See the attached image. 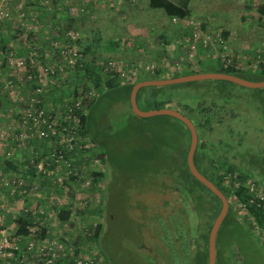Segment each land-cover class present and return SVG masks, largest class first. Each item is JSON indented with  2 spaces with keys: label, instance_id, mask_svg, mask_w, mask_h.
I'll return each mask as SVG.
<instances>
[{
  "label": "flooded vegetation",
  "instance_id": "1",
  "mask_svg": "<svg viewBox=\"0 0 264 264\" xmlns=\"http://www.w3.org/2000/svg\"><path fill=\"white\" fill-rule=\"evenodd\" d=\"M161 65L85 107L100 259L264 264L262 230L232 194L236 182L264 188V68L236 56Z\"/></svg>",
  "mask_w": 264,
  "mask_h": 264
},
{
  "label": "rangeland",
  "instance_id": "2",
  "mask_svg": "<svg viewBox=\"0 0 264 264\" xmlns=\"http://www.w3.org/2000/svg\"><path fill=\"white\" fill-rule=\"evenodd\" d=\"M31 1H37L46 11L60 9L70 18L82 20L79 21V31L71 34L73 43H66L61 35L56 34L59 26L52 29L53 23L41 16L40 8L28 5L29 0L24 2V6H28L26 9L30 10L28 16L21 13L17 0L12 4L0 0V13H10L8 18L0 19V94L8 91L12 94L10 100H14L12 104L6 102L3 107L0 104V232L3 230L13 236L16 216H32L36 224L47 227L46 238H54L56 242L58 252L53 264L71 260L103 264L92 235L93 224L98 219L96 190L99 186L92 176L93 165H97L92 150L84 147L86 142L82 144L84 139L81 137L76 138L77 144L71 143L70 135L58 136L61 140L52 142L40 141L34 128L29 135L20 128V120H27L30 113H37V101H40L47 119L56 115L53 121L57 124L67 122L72 126L74 114H71V107L75 105L69 100L74 97L72 91L83 77H74L71 69L92 62L93 55L97 58L93 63L96 67L106 59L115 61L117 78L122 73L125 77L127 74L133 78L144 76L134 70L135 65H149L150 70L144 69V72L151 75L152 69L156 71L160 64L171 70L172 63L179 60L216 56L241 57L262 67L264 55L258 56L259 51L264 53V26H260V22L264 24V15L260 13L264 0H192L191 14L185 19L170 18L163 9H152L149 0ZM170 1L177 5L179 0ZM223 31L230 33L223 40V48L217 47L211 52L191 48L193 44H196L195 48L201 46L208 39L213 44L219 43L218 33ZM30 33L36 35L35 44L28 42ZM82 40L92 45V53L86 57L88 61L77 54L79 45L76 44ZM3 45H6L5 50ZM8 51H14L23 64L8 61L5 54ZM79 51L82 53L80 48ZM81 59L83 62H79ZM37 88L38 94H35ZM90 88L86 92L80 87V96L96 92V87L90 85ZM80 96L77 101L82 100ZM84 113L85 107H82L81 115ZM62 145L70 150L74 148L76 157L73 151L68 152V161L60 163L49 179L38 173V167L49 161L50 151L63 149ZM7 161L15 164L14 171L5 165ZM78 173L79 179L75 182L72 175ZM9 178L17 181L18 191H25L24 197H14L5 187L4 181ZM26 208L28 212L24 211ZM63 208L71 209L72 215L68 221L60 222L58 211ZM241 209L245 211L243 207ZM36 229V226L31 228ZM120 234L117 229L116 236ZM260 234L264 239V231Z\"/></svg>",
  "mask_w": 264,
  "mask_h": 264
},
{
  "label": "built area",
  "instance_id": "3",
  "mask_svg": "<svg viewBox=\"0 0 264 264\" xmlns=\"http://www.w3.org/2000/svg\"><path fill=\"white\" fill-rule=\"evenodd\" d=\"M8 1L11 2L12 4L14 0H8ZM9 16L10 13L7 11H3L2 13H0V19L8 18ZM218 38L220 41L217 44L211 43L208 39V41L203 42L201 46L195 48L194 46H196V44H193L191 48H193V50H196L198 48L200 50L201 48L206 52H210L207 49L216 50L217 47L223 48V46L225 45V42L223 40L225 39L223 38L222 40L221 32L218 33ZM259 53L260 55L258 57L261 58L264 54L262 51H259ZM5 54L7 60L10 61L11 63H14V61H16L18 64L19 63L23 64L22 59H18L14 51L11 52L8 51V53ZM108 68L117 73V65L115 61H110ZM143 68H144L143 65L134 66V70L137 71L138 73H144ZM146 70H150L149 65H146ZM126 78L127 75L125 77V74L122 73L120 79L124 80ZM38 90H39L38 88L35 90V94L36 93L38 94ZM81 103H82L81 101H77L75 107H71V114L72 113L74 114L73 116L74 121L71 126L67 122L57 124L55 121H53L56 115H50L47 119L45 117V112L42 111V109L40 108V101H37V105H38V110L36 111L37 113L35 112L32 114L30 113L27 117V120L25 119L22 121L20 120L19 124L22 126L20 128L23 131H25L27 135L32 134L31 130L32 128H34L35 131L38 133L37 138H39L40 141L44 140V141L52 142L56 139L61 140V137L58 136H62V138H64L65 136L70 135L71 136L70 142L71 143L74 142L75 144L76 138L77 137L80 138L79 132H80L81 120H82V116L84 115V114L81 115V113L79 115L76 112L77 108L80 107L82 108ZM29 125H32V127ZM73 126L74 128H72ZM22 135H26V134H22ZM16 139L19 140V137L17 135H16ZM72 151L74 152V148L73 150H70L65 146L63 147V149L51 150L49 155L47 156V159L49 161H47L45 165L43 164L38 167L39 169L38 173L43 174L44 177L49 179L50 176L55 173V169L60 163L62 164L63 161H68L66 152H72ZM9 179H6L4 181L5 187L11 191L12 195L18 194L21 197L22 196L24 197L25 191H21V190L18 191L19 185H17L16 183L17 181L16 180L11 181V179L10 180ZM1 184L3 183L1 182ZM242 188H244L246 191L247 202L240 201L237 195V190ZM232 194L234 195V198L237 199V201H239L240 204L243 205L240 206L243 207V209H247V205H255L259 209H264V188L260 185H257L253 181L236 182ZM24 211L28 212V209L26 208L24 209ZM0 222H2L1 215H0ZM30 231L32 232V236L34 233H36V231L34 230L30 229ZM263 231L264 230H262L261 232L263 233ZM0 233H1L0 234V264H53L55 258L57 257L58 249L55 247L56 242L54 238L47 237L45 239H40V240H37L34 237L23 238L18 236L17 238H13V236L5 234L3 230ZM23 241H25L24 242L25 245H23ZM64 257L66 258L67 255L65 254ZM64 264H90V262L83 260H76L73 262L65 261Z\"/></svg>",
  "mask_w": 264,
  "mask_h": 264
},
{
  "label": "trees",
  "instance_id": "4",
  "mask_svg": "<svg viewBox=\"0 0 264 264\" xmlns=\"http://www.w3.org/2000/svg\"><path fill=\"white\" fill-rule=\"evenodd\" d=\"M17 1L20 4V5L19 4L18 5L22 9L21 13L24 16H28V14L30 13V10L26 9L28 7L27 4L31 5L32 8H36V7L40 8L41 9V16L43 18L48 19V21L50 23H53L52 29H55V26H59L58 27L59 29H57L58 32H56V31H54V32H56V34L61 35L64 38L63 40L66 43H73V38L71 37V34L73 32H76V30L79 31V29H80L79 28V21L82 20V18H70L66 12L63 13L60 11V9H55V10L50 9L49 11H46L43 9V7H41L38 4L37 1H36V3H34L33 1L29 0V3H27L26 6H24L25 0H17ZM191 1L192 0H179L178 4L175 5L170 0H149V5L152 9H163L170 18L185 19V18L189 17V15L191 14V12H190ZM23 8L25 10H23ZM65 10L69 13V8H66ZM260 13L262 15H264V7L263 6L260 8ZM260 26H264V24H261V22H260ZM0 30H1V27H0ZM229 34L230 33L228 31H223L222 32V40L224 37H225L224 39L228 38ZM14 38H16V37H14ZM35 40H36V35L32 36V34L30 33L28 42H34V44H35ZM3 42L5 44L4 38H3ZM76 45L77 46L79 45L77 54H80L81 58L83 56L85 58L84 61H88V60H86V57L91 55L92 45L88 44L87 42H85L83 40L78 41V43ZM5 46L3 45V50H5V48H6ZM110 46H111V48L114 47L113 42L110 43ZM79 48H80L82 53H80ZM220 48L221 47H219V49ZM207 50L210 52L213 51L212 49H207ZM203 51H201V52H203ZM26 54H28V51ZM110 60H112V59H108V60L106 59L104 62H101L96 67L95 65H93V63H96L97 58L93 55V61L92 62H90V63L84 62L82 67L75 66L71 69L74 77H81V78L83 77V80L80 79L81 82L76 84L77 86L75 87L74 91H72L74 93V95H73L74 97L69 100L71 104H73V105L76 104L75 102L78 100V97L81 94V93H79L80 87H83V90H85L86 92H89L91 89L90 85H92L93 87H96L97 89H101L104 87L114 88L115 86H117L119 84V82H121L120 77L117 78L118 74L115 71H112L108 68ZM79 62H83V59H81V61H79ZM262 67L264 68V66H262ZM86 85H88L89 87ZM32 88H33V90L35 89L34 87H32ZM88 94L89 95H87V96H80V97H82V100H81V102H82L81 106L82 107H86L87 105H89V103L92 100L91 93H88ZM11 97H12V94L10 92L3 91L0 94L1 107L5 106L6 102H8V101L10 102V104H12L14 102V100L11 101L10 100ZM76 112L80 115L81 107L77 108ZM82 120H83V123H85L84 115L82 116ZM79 134L81 135V131L79 132ZM84 134H85V132H84ZM81 152H82V150H81ZM67 154H68V152H66V156H67ZM75 157H76V154H75ZM79 161H80V159H79ZM5 165L8 168L10 167V169H11L10 171H14L15 170L14 168H16L15 164L12 161H7ZM93 175H94V172H92V176ZM78 178H79V173L77 175H72L73 181H76ZM237 195H238L240 201L247 202V199H246L247 195H246V191L244 188L238 189ZM14 197L19 198L20 196L18 194H14ZM247 210H248L249 215L255 220L254 222H256V224L262 230H264V209H259L255 205H247ZM12 214L14 215V212H12ZM58 215H59L60 222L68 221L72 215V211H71V209L63 208V209H60L58 211ZM13 223H14V231H15V232L12 231L13 238H17L18 236L23 237V238L34 237L35 239L40 240V239L46 238V235L48 233L47 227L44 226L42 223L36 224L34 221V217H32V216L28 217V216H25L23 214L18 216V217L16 216ZM35 226L37 227L36 233H34L32 236V232L30 231V229L32 227H35ZM49 234H50V232H49ZM24 242L25 241H23V245H25ZM73 261L74 260H71V262H73Z\"/></svg>",
  "mask_w": 264,
  "mask_h": 264
},
{
  "label": "water",
  "instance_id": "5",
  "mask_svg": "<svg viewBox=\"0 0 264 264\" xmlns=\"http://www.w3.org/2000/svg\"><path fill=\"white\" fill-rule=\"evenodd\" d=\"M211 264H215V259L213 255H211Z\"/></svg>",
  "mask_w": 264,
  "mask_h": 264
},
{
  "label": "crops",
  "instance_id": "6",
  "mask_svg": "<svg viewBox=\"0 0 264 264\" xmlns=\"http://www.w3.org/2000/svg\"><path fill=\"white\" fill-rule=\"evenodd\" d=\"M264 47V46H263ZM261 50V49H260ZM14 169H16V168H14ZM13 199H14V197H13ZM10 212H14V209H12V210H10ZM11 215H13V214H11Z\"/></svg>",
  "mask_w": 264,
  "mask_h": 264
}]
</instances>
